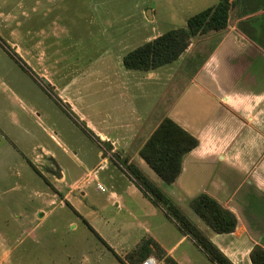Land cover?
Returning <instances> with one entry per match:
<instances>
[{
    "label": "crops",
    "instance_id": "obj_1",
    "mask_svg": "<svg viewBox=\"0 0 264 264\" xmlns=\"http://www.w3.org/2000/svg\"><path fill=\"white\" fill-rule=\"evenodd\" d=\"M259 4H264V0H238L230 11L223 30L193 36L186 49L175 60L176 75L172 76L175 77V82L167 83L170 74L164 73L161 66L150 71L124 69L121 56L125 52L119 57L118 64L114 63V69L95 70L94 77L97 80L100 77L106 78L108 91L106 97L101 99L103 112L96 115L88 116L79 110V94H68L71 82L60 80L53 84L47 76L39 78L41 82L43 79L47 81L50 90L44 89L47 91L45 93L55 102V110L47 107V120L51 121L52 118L53 134L50 131L53 126L47 124L43 113L37 111L36 117L42 116L44 123H40V127L30 128L34 119L32 123L27 120L7 123L10 129L11 124L17 127L19 136L9 137L5 134L12 139L8 140L10 146H7V150L0 152V189L20 191L30 186L33 176L37 180L39 191L33 193L38 196L39 204L34 205L28 214L19 211L24 215L19 217L23 220L30 213H41L43 217L45 214L40 205L64 207L73 191L83 190L81 193L84 194L85 186L92 181L105 183L110 189L106 199L116 204L122 205L123 194L136 192L149 204L158 206L136 187L124 171L122 163L127 159L126 162L134 163L145 174L142 166L144 162L137 151L159 121L168 117L198 140V145L182 157L180 173L169 184H177L178 180L179 184L188 181L189 185L196 187L194 196L200 192L206 193L230 210L236 217L234 230L206 236L232 264H250V248L253 245L264 248V9L252 12ZM244 12L249 14L239 16ZM157 35L159 34H152L147 40ZM110 39L113 41L112 37ZM110 39L100 43L105 44L102 54L112 53L107 46ZM112 41L110 45L115 47V42ZM98 44V41L89 44L94 47L91 49L94 51L92 57L95 56L94 49ZM197 53L202 56L197 65L191 68L193 56ZM75 54L76 60H79L78 54ZM184 61L189 67L186 75L182 74L185 69L182 67ZM17 66L22 69L18 64ZM26 69L22 70L39 86L35 75ZM86 69H82L80 74L85 73ZM186 78L190 85L182 86L179 92V86ZM153 85L152 98L147 97L148 87ZM167 85H171L169 91L164 90ZM190 86L196 89V95L202 97L199 100L202 101V106L205 102L211 104L209 110L205 107L198 122L196 117L194 120L190 118V111L186 108L190 97L185 93L190 92ZM131 91L137 94H131ZM182 101L184 103L180 105ZM127 105H130V109H127ZM56 106L59 112L56 111ZM22 107L33 116V108ZM57 118L65 121L64 124L69 122L68 133L62 131L60 124L56 122ZM36 130L46 139L44 145L33 141L36 139ZM3 131L4 129L1 134ZM83 139L93 146L92 163L84 164L89 151L84 147ZM60 153L72 158L81 154L83 160L73 171L71 164L61 160ZM16 161H20L18 164L25 168L24 174L31 173L33 176L30 175L27 179L21 177V182L15 179L7 185L6 178L12 170L10 164ZM216 164H219L217 170L214 168ZM115 169L127 176L126 181L116 183L113 173ZM19 174L22 172L15 171L16 177ZM200 174L203 175L201 179L198 178ZM169 195V198L172 197ZM86 223L90 232L111 251L112 246L101 236L102 226L99 221L94 220V225ZM142 224L143 234L136 233L134 240L127 239L125 229L121 246L129 251L144 236L153 240L148 234L149 224ZM132 228L137 229H129ZM3 251L6 255L7 250ZM2 263L1 258L0 264Z\"/></svg>",
    "mask_w": 264,
    "mask_h": 264
},
{
    "label": "rangeland",
    "instance_id": "obj_2",
    "mask_svg": "<svg viewBox=\"0 0 264 264\" xmlns=\"http://www.w3.org/2000/svg\"><path fill=\"white\" fill-rule=\"evenodd\" d=\"M215 2L216 0H0V152L7 150V146H10L8 140L12 139L5 134L9 137L19 136L17 127L11 124L12 130L7 127V123L24 120L32 123L34 119L33 125H29L30 128L40 127V123H43L42 116L36 117V112L40 111L46 118V123L53 126L52 118L51 121L47 120L49 117L47 107L55 110V102L48 98L45 90L49 87L39 78L47 76L53 84L60 80L71 82L68 94L72 93L74 96L79 94V110L88 116L101 113L104 107L101 99L106 97L108 91L106 78L100 77L97 80L94 77L95 70L114 69V63L118 64L122 53L141 44L152 34H160L168 29L183 26L186 18ZM108 39L110 42L106 45L112 53L102 54L105 44L100 43H105ZM94 41H98L99 44L94 49L95 56L92 57L94 51L91 49L94 47L89 44ZM111 41L115 42V47H111ZM12 53L20 60L17 61ZM75 53L78 54L79 60H76ZM201 56V53L193 56L191 68L197 65ZM17 64L22 69L27 68L28 72L31 71L40 87ZM175 65L173 61L160 68L164 73L170 74L167 82L169 84L176 81L175 77L172 78L176 75ZM182 65L183 68H187L182 71V74L186 75L189 67L185 61ZM85 68H87L85 73L80 74ZM182 81L184 82L180 84L179 92L182 86L190 85L187 84V78ZM154 87V85L148 87L147 97L152 98ZM170 89L171 85L164 88L165 91ZM189 91L185 93L190 97L186 102V108L190 111V118L196 117L195 120L198 122L205 107L209 110L211 104L205 102L202 106L200 104L202 101H199L202 97L196 95V89L190 86ZM131 94L137 93L131 91ZM183 103L182 101L180 105ZM22 105L33 108V116L31 112L24 111ZM126 107L130 109V105ZM56 111L59 112L57 106ZM56 122L60 124L65 134L68 133L69 122L64 124L65 121L59 118ZM53 128L54 126L50 127L51 134ZM35 136L36 139L33 140L35 143L45 144L46 139L38 130ZM82 143L89 151L84 164L92 163L93 146L84 139ZM67 155L60 153V158L71 164L75 171V167L79 166L83 158L81 154H76L73 158ZM18 162L20 161L10 164L12 170L6 178L7 185L15 179L21 182V177L27 179L32 175L24 174L25 168ZM142 166L154 185L165 194H171L169 196H172L170 198L178 208L205 235L212 234L188 206L189 199L196 192L195 185H189L188 181L179 184L180 180L177 184H166L146 164L143 163ZM218 167L219 164L214 166L216 170ZM15 171L22 174L16 177ZM113 173L116 183L126 181L127 176L123 172L115 169ZM100 174L102 175V172ZM202 176L200 174L198 178L201 179ZM36 181V177L33 176L31 187L20 191L0 189L2 264H121L115 255L125 262L123 255L128 250L120 244L123 232L127 229V239L134 240L136 233L143 234V222L149 224L148 234L153 241L177 264H212L191 239L182 234L171 219L164 215L160 207L149 204L136 192L123 194L122 205L111 202L106 199L110 189L103 182H97L101 186L98 187L97 183L92 181L85 186L84 194L81 193L83 190L73 191L64 207L40 205L43 206L42 211L45 214L43 217L41 213L34 215L30 213L22 220L19 216L24 215L18 213L19 211L28 214L34 205L39 204L38 196L33 193L39 191ZM96 219L102 226L100 228L102 238L112 246L111 251L115 255L87 228L86 222L94 225ZM28 221L29 225L25 224ZM130 227L137 229H129ZM146 237L148 236H144ZM4 249L7 250L6 255L3 253Z\"/></svg>",
    "mask_w": 264,
    "mask_h": 264
},
{
    "label": "trees",
    "instance_id": "obj_3",
    "mask_svg": "<svg viewBox=\"0 0 264 264\" xmlns=\"http://www.w3.org/2000/svg\"><path fill=\"white\" fill-rule=\"evenodd\" d=\"M237 1L216 0L215 4L186 18L183 26L168 29L126 51L121 56L122 67L126 70L150 71L170 64L186 49L193 36L209 31L223 30L227 25L230 11L235 7ZM261 9H264V4L257 5L252 9V12ZM247 14L249 13L244 12L239 16ZM262 31L264 32V24ZM262 48H264V44H262ZM12 56L17 61L20 60L13 53ZM20 64L23 65L21 61ZM46 90L50 89L46 88ZM197 145V138L170 118L163 117L139 147L137 154L160 180L169 184L180 173L182 157ZM122 167L136 187L153 204L163 210L164 215L173 221L182 234L191 239L212 264H232L216 245L134 163L123 161ZM188 206L212 233L224 234L234 230L235 215L208 194L203 192L196 194L189 199ZM112 253L115 255L114 252ZM152 254L161 264H177L151 238H142L126 252L123 255L125 262L117 255L115 258L121 264L130 262L136 264ZM248 260L250 264H264V248L260 245H253L248 252Z\"/></svg>",
    "mask_w": 264,
    "mask_h": 264
},
{
    "label": "built area",
    "instance_id": "obj_4",
    "mask_svg": "<svg viewBox=\"0 0 264 264\" xmlns=\"http://www.w3.org/2000/svg\"><path fill=\"white\" fill-rule=\"evenodd\" d=\"M96 185L101 187L98 183ZM136 264H159V261L153 255H148Z\"/></svg>",
    "mask_w": 264,
    "mask_h": 264
},
{
    "label": "water",
    "instance_id": "obj_5",
    "mask_svg": "<svg viewBox=\"0 0 264 264\" xmlns=\"http://www.w3.org/2000/svg\"><path fill=\"white\" fill-rule=\"evenodd\" d=\"M146 13H148V11L146 10ZM43 81V83H45L46 85H47V81L46 80H42Z\"/></svg>",
    "mask_w": 264,
    "mask_h": 264
}]
</instances>
